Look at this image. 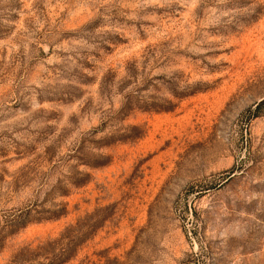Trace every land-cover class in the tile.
I'll return each mask as SVG.
<instances>
[{
    "label": "rangeland",
    "instance_id": "374dc122",
    "mask_svg": "<svg viewBox=\"0 0 264 264\" xmlns=\"http://www.w3.org/2000/svg\"><path fill=\"white\" fill-rule=\"evenodd\" d=\"M78 219L65 264H264V0H0V264Z\"/></svg>",
    "mask_w": 264,
    "mask_h": 264
},
{
    "label": "trees",
    "instance_id": "16d2710c",
    "mask_svg": "<svg viewBox=\"0 0 264 264\" xmlns=\"http://www.w3.org/2000/svg\"><path fill=\"white\" fill-rule=\"evenodd\" d=\"M96 229L95 225L83 226L82 220L78 219L74 225L66 226L58 239L39 243L36 248L26 245L18 249L17 254L22 256L26 253H38L39 259L43 260L40 264H65L74 257L75 249L88 240Z\"/></svg>",
    "mask_w": 264,
    "mask_h": 264
}]
</instances>
